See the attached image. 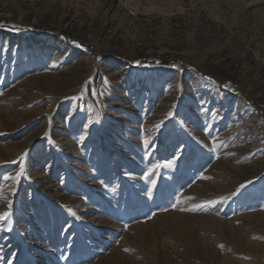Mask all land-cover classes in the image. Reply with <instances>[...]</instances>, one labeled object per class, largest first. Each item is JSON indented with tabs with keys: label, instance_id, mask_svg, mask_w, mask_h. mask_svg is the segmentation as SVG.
I'll return each mask as SVG.
<instances>
[{
	"label": "rangeland",
	"instance_id": "rangeland-1",
	"mask_svg": "<svg viewBox=\"0 0 264 264\" xmlns=\"http://www.w3.org/2000/svg\"><path fill=\"white\" fill-rule=\"evenodd\" d=\"M127 1L0 0V264H264V0Z\"/></svg>",
	"mask_w": 264,
	"mask_h": 264
},
{
	"label": "crops",
	"instance_id": "crops-1",
	"mask_svg": "<svg viewBox=\"0 0 264 264\" xmlns=\"http://www.w3.org/2000/svg\"><path fill=\"white\" fill-rule=\"evenodd\" d=\"M122 21H120V23L121 24H123L125 27H127V28H133L134 30H136V27H135V22H136V20H135V17H130V16H128V15H125V17H123L122 19H121ZM145 22H148V21H143L142 23H145ZM130 31H132V30H129V33H130ZM137 32V31H136ZM140 33V36H141V34H142V31H139ZM136 35V34H135ZM134 35V36H135ZM130 36L131 35H128L127 36V39H129V41H128V46H126L125 45V47H127V48H130V47H133L134 45H133V39H131L130 38ZM137 36H139V35H137ZM140 36L138 37V38H140ZM171 39V38H173V35H170V36H167V35H165V38H162L161 37V39H162V42L164 43V41H167V45H170V42H171V40H169V39ZM161 46V45H160ZM253 92H255V93H257L256 94V97L259 99L260 97H261V99L260 100H262V98H263V96H262V92H264V91H258V90H255L254 88H253Z\"/></svg>",
	"mask_w": 264,
	"mask_h": 264
},
{
	"label": "snow or ice",
	"instance_id": "snow-or-ice-1",
	"mask_svg": "<svg viewBox=\"0 0 264 264\" xmlns=\"http://www.w3.org/2000/svg\"><path fill=\"white\" fill-rule=\"evenodd\" d=\"M205 79H207V78H205ZM107 82V81H106ZM145 144L147 145V141H145ZM21 159H23V158H21ZM21 174H23V166L21 165V171L19 172V173H17V178L21 175ZM3 179L5 180V181H8V180H15L16 178H14V177H10V176H5V177H3ZM14 194V193H13ZM0 198H5L4 196H3V193L2 192H0ZM209 203H211V202H209ZM11 206V204H10V202H9V207ZM198 207H203V205H201V206H198ZM193 211H195L196 209H192ZM10 215V213H5V214H3V215H0V220H6L7 219V217Z\"/></svg>",
	"mask_w": 264,
	"mask_h": 264
},
{
	"label": "built area",
	"instance_id": "built-area-1",
	"mask_svg": "<svg viewBox=\"0 0 264 264\" xmlns=\"http://www.w3.org/2000/svg\"><path fill=\"white\" fill-rule=\"evenodd\" d=\"M120 6L124 9H127V8H129V2L127 0H121ZM127 13L131 14V12L129 10L127 11Z\"/></svg>",
	"mask_w": 264,
	"mask_h": 264
}]
</instances>
